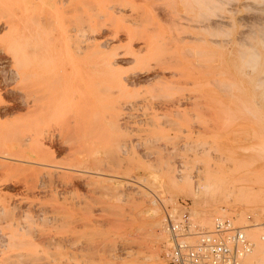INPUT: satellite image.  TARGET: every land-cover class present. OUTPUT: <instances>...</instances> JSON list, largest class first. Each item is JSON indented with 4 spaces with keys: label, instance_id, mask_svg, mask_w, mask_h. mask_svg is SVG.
<instances>
[{
    "label": "rangeland",
    "instance_id": "374dc122",
    "mask_svg": "<svg viewBox=\"0 0 264 264\" xmlns=\"http://www.w3.org/2000/svg\"><path fill=\"white\" fill-rule=\"evenodd\" d=\"M0 153V264H167L181 210L264 264V0H0Z\"/></svg>",
    "mask_w": 264,
    "mask_h": 264
},
{
    "label": "built area",
    "instance_id": "2783aa9c",
    "mask_svg": "<svg viewBox=\"0 0 264 264\" xmlns=\"http://www.w3.org/2000/svg\"><path fill=\"white\" fill-rule=\"evenodd\" d=\"M248 225L253 224L237 223L221 214L206 226L193 222L186 210L166 212L161 255L167 264H240L253 247V240L244 230ZM257 236L264 241V222Z\"/></svg>",
    "mask_w": 264,
    "mask_h": 264
},
{
    "label": "bare ground",
    "instance_id": "6f19581e",
    "mask_svg": "<svg viewBox=\"0 0 264 264\" xmlns=\"http://www.w3.org/2000/svg\"><path fill=\"white\" fill-rule=\"evenodd\" d=\"M60 8H61V7H60ZM71 9H72V8H71ZM67 10H68V9H67ZM73 11H74V10H73ZM67 12H68V11H67ZM69 12H70V11H69ZM69 12H68V13H69ZM71 12H72V11H71ZM74 12H75V11H74ZM68 13H67V14H68ZM67 14H66V17L64 16V18H66V20L68 19V18H67V16H68ZM69 14H70V13H69ZM64 15H65V13H64ZM48 16H49V15H48ZM45 17H46V16H45ZM62 17H63V15H62ZM68 17H69V16H68ZM42 18H44V17H42ZM64 18H63V20H64ZM44 19H46V20H47L46 23H48V20H49L50 18L48 19V18L46 17V18H44ZM35 20H36V19H35ZM66 20H64V21H66ZM42 21H43V20H42ZM55 21L58 22V19H55ZM64 21H63V22H64ZM51 22H53V21L51 20ZM67 22H68V21L64 22V25H65ZM37 23H38V22H37ZM49 23H50V22H49ZM68 23L70 24V20H69ZM45 28H46V27H45ZM64 28H65V26H64ZM65 29H66V28H65ZM54 30H55V29H54ZM68 30H70V28H68ZM68 30H67V29L64 30V31H65L64 34H66V35H64V36L69 38V36H70V34H69L70 31H68ZM71 30H73V29H71ZM62 33H63V32H62ZM53 34H54V33H53ZM53 34H52V35H53ZM56 35H57V34H56ZM72 36H73V35H72ZM53 37H54V40H55V37H56V38H59V37H60V34H59V37H57V36H55V35H54ZM11 57H12V56H11ZM14 58H15V57H14ZM14 58H13V59H14ZM13 59H12V60H13ZM39 107H40V106H39ZM36 110H37V109H36ZM86 117H87V115H86ZM85 122H86V121H85ZM78 123H79V122H78ZM70 125H72V124H70ZM77 125H78V124L72 125V126H74V127H73V128L71 127V128H72L71 131H74V129L77 128ZM79 125H80V124H79ZM87 126H88V125H87ZM69 127H70V126H69ZM78 130H80V129H78ZM69 131H70V130H69ZM69 131H68V132H69ZM76 132H78V131H76ZM79 132H80V131H79ZM72 133H73V132H72ZM72 133H71V134H72ZM75 135H76V134H75ZM75 135H73V136H75ZM81 136H82V135H81ZM76 137H77V136H76ZM85 137H86V136H85ZM82 138H83V137H82ZM83 140H84V138H83ZM5 142H8V144L10 143V145L12 144V142H10V141H5ZM5 144H6V143H5ZM13 144H15V142H14ZM13 144H12V145H13ZM38 144H39V143H38ZM38 144H37V145H38ZM3 145H4V144H3ZM10 145H9V146H10ZM4 146H5V145H4ZM38 147H39V145H38ZM73 148H74V147H73ZM4 149H5V148H4ZM4 149H3V150H4ZM37 149L40 150L39 148H37ZM70 149L73 150L71 147H70ZM3 150H2V151H3ZM25 151H26V150H25ZM46 151H49V148L46 147V146L41 145V153H42V156H40V157H43V155L45 156V155H46V154H45ZM69 151H70V150H69ZM75 151H76V149L74 150V152H75ZM8 152H9V151H7V153H8ZM74 152H73V153H74ZM1 153H2V152H1ZM1 153H0V154H1ZM33 153H34V151H33ZM73 153L70 152L69 155H71V157H72V155L76 156L77 153L80 154V152H75L74 154H73ZM82 153H83V152H82ZM2 154H4V153H2ZM34 155H38V154H34ZM82 155H83V154H82ZM22 156H23V158H24L25 155H22ZM32 156H33V155H32ZM80 156H81V155H80ZM36 157H37V156H36ZM38 157H39V155H38ZM19 158H21V157L19 156ZM30 158H31V157H30ZM28 159H29V158L26 157L24 160H23V159H22V160L19 159V161L32 162V160H33V159H30V160H31V161H30V160H28ZM38 159H39V158H38ZM151 219H152V218H151ZM154 219H155V218H154ZM149 224H150V223H149ZM150 226H151V225H150ZM154 226H155V225H154ZM151 227H153V226H151ZM48 237H49V236H48ZM44 239H45V238H44ZM49 240H50V239H49ZM252 248H253V247H252ZM251 251H252V249H251L247 254H249ZM247 254H245V255L243 256V258H244ZM243 258H242V259H243ZM242 259H241V260H242Z\"/></svg>",
    "mask_w": 264,
    "mask_h": 264
}]
</instances>
